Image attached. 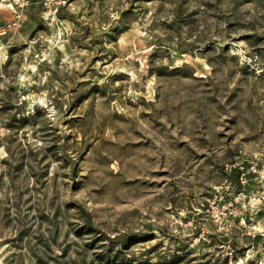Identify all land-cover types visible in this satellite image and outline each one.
Wrapping results in <instances>:
<instances>
[{
	"label": "rangeland",
	"instance_id": "obj_1",
	"mask_svg": "<svg viewBox=\"0 0 264 264\" xmlns=\"http://www.w3.org/2000/svg\"><path fill=\"white\" fill-rule=\"evenodd\" d=\"M30 1L0 0V264H264V0Z\"/></svg>",
	"mask_w": 264,
	"mask_h": 264
},
{
	"label": "built area",
	"instance_id": "obj_2",
	"mask_svg": "<svg viewBox=\"0 0 264 264\" xmlns=\"http://www.w3.org/2000/svg\"><path fill=\"white\" fill-rule=\"evenodd\" d=\"M42 1L44 2V7H45L43 13L46 19L52 21L57 20L60 9L67 3V0H42ZM30 2H31L30 0H17L16 5H18L19 10L21 9L23 10L27 5H29ZM19 12L15 11V16H14L15 18L21 17ZM240 153L244 155V152L242 150H240ZM229 168L230 170H232L233 168L237 170V172L240 174V180L243 184L247 182L249 170L246 171L245 167L242 164L235 163L232 164Z\"/></svg>",
	"mask_w": 264,
	"mask_h": 264
},
{
	"label": "bare ground",
	"instance_id": "obj_3",
	"mask_svg": "<svg viewBox=\"0 0 264 264\" xmlns=\"http://www.w3.org/2000/svg\"><path fill=\"white\" fill-rule=\"evenodd\" d=\"M59 34V33H58ZM58 36V35H57Z\"/></svg>",
	"mask_w": 264,
	"mask_h": 264
},
{
	"label": "crops",
	"instance_id": "obj_4",
	"mask_svg": "<svg viewBox=\"0 0 264 264\" xmlns=\"http://www.w3.org/2000/svg\"><path fill=\"white\" fill-rule=\"evenodd\" d=\"M0 7H1V5H0Z\"/></svg>",
	"mask_w": 264,
	"mask_h": 264
}]
</instances>
